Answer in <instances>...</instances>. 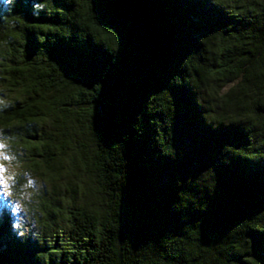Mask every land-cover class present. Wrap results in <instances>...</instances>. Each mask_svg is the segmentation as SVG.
I'll list each match as a JSON object with an SVG mask.
<instances>
[{
  "label": "trees",
  "instance_id": "1",
  "mask_svg": "<svg viewBox=\"0 0 264 264\" xmlns=\"http://www.w3.org/2000/svg\"><path fill=\"white\" fill-rule=\"evenodd\" d=\"M0 89L47 186L0 264H264V0L0 4Z\"/></svg>",
  "mask_w": 264,
  "mask_h": 264
},
{
  "label": "rangeland",
  "instance_id": "2",
  "mask_svg": "<svg viewBox=\"0 0 264 264\" xmlns=\"http://www.w3.org/2000/svg\"><path fill=\"white\" fill-rule=\"evenodd\" d=\"M11 5H6V7H10ZM13 98L14 96H10L7 92H2L0 89V116L4 109L12 107V105L14 104ZM0 143L7 144V149L0 148V174H3V176L0 178L15 173L13 182H11L14 192H18L23 185H26L28 183V181H34V183L28 188V191L35 192V195L33 197V205L36 206L39 198L45 194L47 186H45L41 179L37 178L36 175L32 174L29 171L27 162L28 158L24 155L23 151L18 148H13L9 140L5 139L1 133ZM9 154L11 156H14L15 159H10ZM5 157H7V159H5ZM0 188H3L2 184H0ZM7 199L3 198L2 195H0V209H3V213L2 215H0V222H5V224H7V226L9 227L11 234L13 236H17L16 232L12 229V220L14 219V217L8 210L9 206L7 203ZM35 215L36 213L34 212L32 213V216L30 215L28 223L23 226L24 235L18 237L19 240L23 242L25 241L29 245H35L40 237V229L37 227L34 217ZM8 222H11V224H8ZM19 230L20 229H17L16 231Z\"/></svg>",
  "mask_w": 264,
  "mask_h": 264
},
{
  "label": "clouds",
  "instance_id": "3",
  "mask_svg": "<svg viewBox=\"0 0 264 264\" xmlns=\"http://www.w3.org/2000/svg\"><path fill=\"white\" fill-rule=\"evenodd\" d=\"M14 0H0V4L3 5H11ZM35 8V5H34ZM0 148L7 149L6 143H0ZM10 159H15L14 156L9 154ZM15 173L8 175L6 177L0 178V184L3 185V188H0V195L3 198H11L7 199L8 210L11 215L14 217L12 220V229L16 232L17 237L23 236V226L28 223L30 214L34 212L33 204H34V191H28V188L34 183V181H28L26 185H23L18 192L13 191V177ZM3 174H0L2 177ZM31 182V183H29ZM3 209H0V215H2ZM20 229L19 231H16Z\"/></svg>",
  "mask_w": 264,
  "mask_h": 264
},
{
  "label": "snow or ice",
  "instance_id": "4",
  "mask_svg": "<svg viewBox=\"0 0 264 264\" xmlns=\"http://www.w3.org/2000/svg\"><path fill=\"white\" fill-rule=\"evenodd\" d=\"M5 159H7V157H5ZM29 183H31V182H29Z\"/></svg>",
  "mask_w": 264,
  "mask_h": 264
}]
</instances>
